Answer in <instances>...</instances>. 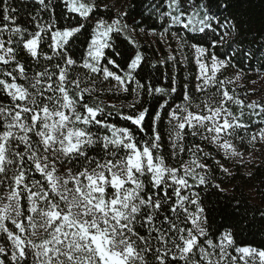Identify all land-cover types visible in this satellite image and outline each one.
<instances>
[{
  "label": "snow or ice",
  "instance_id": "6c2138e0",
  "mask_svg": "<svg viewBox=\"0 0 264 264\" xmlns=\"http://www.w3.org/2000/svg\"><path fill=\"white\" fill-rule=\"evenodd\" d=\"M15 2L0 0V264H264L206 204L228 191L217 171L264 150V97L239 91L264 48L237 39L228 0Z\"/></svg>",
  "mask_w": 264,
  "mask_h": 264
},
{
  "label": "trees",
  "instance_id": "16d2710c",
  "mask_svg": "<svg viewBox=\"0 0 264 264\" xmlns=\"http://www.w3.org/2000/svg\"><path fill=\"white\" fill-rule=\"evenodd\" d=\"M104 2L107 3V0ZM130 2L139 5L140 0H130ZM228 2L231 4L229 12L236 18L240 28V35L237 39L243 41L245 48H264V0H228ZM117 3L120 5L119 9L123 11L126 0H119ZM13 6H19L18 0ZM129 11L131 12L129 19L132 17H136L137 20L140 19L137 16L139 7L129 9ZM114 14L115 9L112 7V11L108 15ZM224 14L227 15L228 13ZM140 39L141 43H144L145 51H149L150 45L145 43L143 38ZM127 48L126 42L120 44V50L125 54ZM218 51L223 54L228 49L225 47L218 49ZM256 56L255 60L246 61L242 65L247 72L246 78L264 75V70H260L259 67L261 63L260 53L257 52ZM193 70L194 66L187 69V71ZM160 71L163 72L164 69L161 68ZM168 71L170 72L171 68ZM232 71L234 70L230 69L226 75ZM177 74L182 79L185 69L181 68ZM157 75L159 76V73ZM226 166L233 172L232 177L224 179L218 171L216 175L220 177L217 182H221L228 191L219 193L214 189H209L207 195L206 204L210 209V223L213 229L219 227L221 230L231 224H237L236 239L238 243L264 247V220H261L260 217V213L264 211V167L252 165L245 172L240 167L232 166L230 162H227ZM249 172H252L251 177L247 175Z\"/></svg>",
  "mask_w": 264,
  "mask_h": 264
},
{
  "label": "rangeland",
  "instance_id": "374dc122",
  "mask_svg": "<svg viewBox=\"0 0 264 264\" xmlns=\"http://www.w3.org/2000/svg\"><path fill=\"white\" fill-rule=\"evenodd\" d=\"M105 0H103L104 2ZM119 0H107V3L112 5V7L115 9L120 8V5L117 3ZM120 10V9H119ZM150 39V38H149ZM255 80L256 83L252 84V81ZM255 89V93L253 95H249V100L256 99L257 97H264V75L261 76H253L245 78L243 82V87L239 88V91L244 94L245 91H248L249 89ZM244 151V149H242ZM231 163V162H230ZM232 166L240 167L245 172L249 170L250 166L252 165H261L264 167V150L261 152H258L255 154V159H252L249 161V157L247 154L245 155V163L241 166L239 164L231 163Z\"/></svg>",
  "mask_w": 264,
  "mask_h": 264
}]
</instances>
